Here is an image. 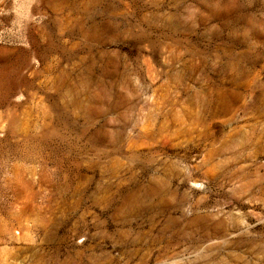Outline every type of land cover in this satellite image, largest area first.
<instances>
[{
  "label": "rangeland",
  "instance_id": "rangeland-1",
  "mask_svg": "<svg viewBox=\"0 0 264 264\" xmlns=\"http://www.w3.org/2000/svg\"><path fill=\"white\" fill-rule=\"evenodd\" d=\"M0 264H264V0H0Z\"/></svg>",
  "mask_w": 264,
  "mask_h": 264
}]
</instances>
